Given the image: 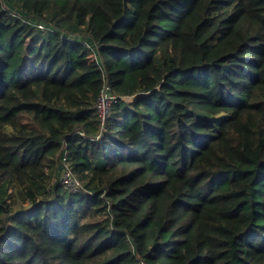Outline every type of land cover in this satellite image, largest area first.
<instances>
[{
  "label": "trees",
  "instance_id": "16d2710c",
  "mask_svg": "<svg viewBox=\"0 0 264 264\" xmlns=\"http://www.w3.org/2000/svg\"><path fill=\"white\" fill-rule=\"evenodd\" d=\"M0 264H264V0H0Z\"/></svg>",
  "mask_w": 264,
  "mask_h": 264
},
{
  "label": "built area",
  "instance_id": "2783aa9c",
  "mask_svg": "<svg viewBox=\"0 0 264 264\" xmlns=\"http://www.w3.org/2000/svg\"><path fill=\"white\" fill-rule=\"evenodd\" d=\"M36 28L40 30H44L45 24L37 23ZM82 44L86 49L91 51V57H92L91 59L98 61V55L96 52L97 50L96 44L92 42H86V41H82ZM112 100H113V97L110 92L109 82L104 79L101 90L94 104V109L97 113L102 129L109 115L110 104L112 103ZM79 134L83 135L81 132H79ZM58 161L60 165V174H59L60 185L63 187L64 190L68 192L77 193L79 191L80 184L78 180L76 179V177L73 175V172L71 170V166H70V162H69L67 150H66V144L64 140H62V143H61Z\"/></svg>",
  "mask_w": 264,
  "mask_h": 264
},
{
  "label": "rangeland",
  "instance_id": "374dc122",
  "mask_svg": "<svg viewBox=\"0 0 264 264\" xmlns=\"http://www.w3.org/2000/svg\"><path fill=\"white\" fill-rule=\"evenodd\" d=\"M69 32H72L71 30H68ZM77 38H80V39H82V35H78L77 36ZM109 114H110V112H109ZM109 116V115H108ZM108 118V117H107ZM58 174H60V170H59V173ZM55 181V180H54ZM57 182L59 183V176H58V179H57ZM60 184V183H59Z\"/></svg>",
  "mask_w": 264,
  "mask_h": 264
}]
</instances>
